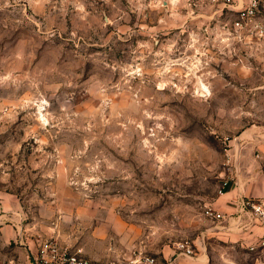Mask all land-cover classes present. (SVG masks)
Instances as JSON below:
<instances>
[{
    "label": "rangeland",
    "instance_id": "obj_1",
    "mask_svg": "<svg viewBox=\"0 0 264 264\" xmlns=\"http://www.w3.org/2000/svg\"><path fill=\"white\" fill-rule=\"evenodd\" d=\"M180 2L0 0V264L101 223L155 256L187 239L202 264H264L205 216L264 142V42L228 38L233 13L166 22Z\"/></svg>",
    "mask_w": 264,
    "mask_h": 264
},
{
    "label": "crops",
    "instance_id": "obj_2",
    "mask_svg": "<svg viewBox=\"0 0 264 264\" xmlns=\"http://www.w3.org/2000/svg\"><path fill=\"white\" fill-rule=\"evenodd\" d=\"M193 2H196L198 6L193 7L191 4ZM238 2H241V0H238ZM171 4L172 1H169L168 9L172 7ZM177 7H182V13H179V16L170 17L171 19L168 18L166 22L178 18H188L189 15L207 22L211 17L219 19L231 13L229 10H223L221 4H214L210 0H182L180 6ZM195 10L198 11L196 12ZM193 14L196 16H193ZM164 19L166 20V18ZM258 146L260 148L258 156L255 157L253 162L245 165L244 168L239 167V170L242 171L236 172L235 178L227 183L225 190H222L214 202L213 208L224 213L226 217L225 219L217 220V224L212 227V230L219 236L228 238L232 237V235H237V237H244L246 240H250L251 243L249 245L255 246V243L263 234V228L250 210L243 211L242 207L246 199L264 197V142ZM244 170L252 172L249 173ZM104 225L106 224L101 223L100 227L92 228L90 230L91 233L86 235L79 243L73 242L77 245L75 249H81L85 257L100 261L127 262L136 252L149 254L146 248L132 244L129 241L131 226L128 224L119 226L118 231L117 225L116 230L112 233H109L107 225ZM112 238H117L116 240L120 242H115L109 246V240ZM177 253L176 250L163 249L162 252L158 253L159 256H156L157 264H169L168 261L171 259L174 260L175 264H202V255L189 257L177 255Z\"/></svg>",
    "mask_w": 264,
    "mask_h": 264
},
{
    "label": "built area",
    "instance_id": "obj_3",
    "mask_svg": "<svg viewBox=\"0 0 264 264\" xmlns=\"http://www.w3.org/2000/svg\"><path fill=\"white\" fill-rule=\"evenodd\" d=\"M214 4H221L223 10H229L235 14L231 23L226 22L223 26L228 32V38L232 36L245 44L254 41L264 42V0H210ZM198 6L196 2L191 3ZM250 210L254 218H257L263 228L260 237V245L264 247V197L249 198L243 202V211ZM205 216L213 220L225 219L226 215L213 207H208ZM255 245L251 249H255ZM177 255L196 256V244L190 240L177 242ZM175 264L174 260L168 261ZM35 264H157L156 256L144 252H136L127 262L100 261L85 257L81 249H71L49 242L38 253Z\"/></svg>",
    "mask_w": 264,
    "mask_h": 264
},
{
    "label": "bare ground",
    "instance_id": "obj_4",
    "mask_svg": "<svg viewBox=\"0 0 264 264\" xmlns=\"http://www.w3.org/2000/svg\"><path fill=\"white\" fill-rule=\"evenodd\" d=\"M205 88H207V86L205 84H203Z\"/></svg>",
    "mask_w": 264,
    "mask_h": 264
}]
</instances>
